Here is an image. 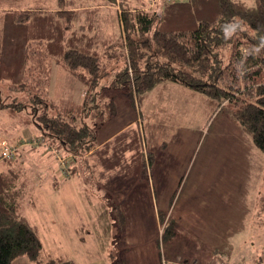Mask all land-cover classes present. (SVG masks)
<instances>
[{"label": "trees", "instance_id": "obj_1", "mask_svg": "<svg viewBox=\"0 0 264 264\" xmlns=\"http://www.w3.org/2000/svg\"><path fill=\"white\" fill-rule=\"evenodd\" d=\"M99 1L96 7L78 8L76 0H57L47 7L0 11V112L20 117L14 125L33 127L48 147L70 157L72 167L90 155L119 190L134 185L129 199L135 196V204L112 207L113 221L108 225L119 230L120 242L136 221L137 203L152 198L146 186L152 171H162L144 147L139 123L98 145L101 123L118 112L109 90L116 88L121 98L129 95L126 101L135 107L163 80L191 86L217 106L230 103L243 131L264 153V50L248 54L264 38V0ZM237 20L242 30L225 39L222 26ZM241 47L248 50L245 59ZM117 48L122 53L113 54ZM120 54L126 58L124 68L108 85L106 74ZM54 59L64 66L69 84L82 83L81 102L71 95L57 102L50 95ZM245 62L253 63L249 71L243 70ZM128 151H133L130 158ZM28 184L22 180L20 165L7 161L0 171V264H12L23 256L40 258L43 243L38 228L23 210ZM257 212V217L264 215V195ZM171 226L170 219L163 240L169 234L177 237ZM256 264H264V255Z\"/></svg>", "mask_w": 264, "mask_h": 264}, {"label": "rangeland", "instance_id": "obj_2", "mask_svg": "<svg viewBox=\"0 0 264 264\" xmlns=\"http://www.w3.org/2000/svg\"><path fill=\"white\" fill-rule=\"evenodd\" d=\"M152 1L158 2L150 0L151 4ZM56 2L0 0V11L31 5L47 7ZM99 3V0H76L75 5L78 8L96 7ZM108 10L115 13L112 7ZM104 21L109 24L108 18ZM119 52L122 53L117 48L112 53L118 55ZM247 53L246 47H241L244 59ZM125 60L120 54L117 64L108 69L106 84L115 83ZM252 64L245 62L243 70L249 71ZM49 90L57 102L70 95L76 102L82 100V83L69 84L64 66L55 59L52 60ZM109 91L118 103V112L101 123L98 142L125 125L139 123L144 133V147L153 153V164L159 165L162 171H152L146 184L153 199L151 204L141 200L139 206H135V219L140 217L138 214L142 217L134 227L142 224L140 230L149 239L133 251L136 253L133 264H163L165 260L170 263L175 258L187 260L189 264H256L260 255H264V215L257 217L259 199L264 195V153L256 147L251 135L243 131L232 105L217 106L193 87L171 80L158 82L135 107L126 101L130 99L129 95L121 98L116 88ZM20 119L0 112V140L5 139L18 147L19 156L15 155L10 161L20 165L22 180L29 183L30 193L23 210L40 231L43 248L37 261L23 256L12 264H61L65 260L75 264L72 260L81 261L84 250L73 231L70 237L54 239L57 244L49 237L48 229L63 223V209L55 210L53 206L60 196L53 195V186L64 185L61 193L80 201L93 193L121 200L129 197L134 185L119 190L120 186L111 183L109 174L103 172V165L90 155L73 167L69 160L64 172L60 158L66 157V153L48 144L49 148L43 136L30 139L33 127L28 126L29 130H26L22 123L21 133L27 137L23 134L16 141L9 138L7 132L11 125ZM33 143L37 146H32ZM95 150L97 147L93 148ZM127 153L130 158L133 151ZM78 184L83 185L82 189L77 188ZM132 197L130 199H134ZM85 209L87 213L96 211L95 207ZM69 210L68 218L74 220L70 222L73 228L81 224L78 202L75 201V206H70ZM154 215H160V219L164 217L159 227L155 225ZM260 218L263 224L259 222ZM170 219L171 229L177 231V237L171 238L169 234L170 238L163 240L162 233ZM104 226L107 227V222ZM99 238H104V234L101 233ZM63 241H69V246L61 245ZM121 249L125 252L124 247ZM133 252L127 254V259Z\"/></svg>", "mask_w": 264, "mask_h": 264}, {"label": "crops", "instance_id": "obj_3", "mask_svg": "<svg viewBox=\"0 0 264 264\" xmlns=\"http://www.w3.org/2000/svg\"><path fill=\"white\" fill-rule=\"evenodd\" d=\"M157 85V84H156ZM155 85V86H156ZM154 86V87H155ZM161 87V84H160ZM131 125H125L117 132L113 133L109 137L105 138L101 142H98V134H97V142L98 145H102L112 139L115 135L119 134L121 131L126 129ZM100 129V128H99ZM27 130V129H26ZM22 126H17L12 124L10 127L9 133L7 132V135L10 139L16 141L18 137L22 136L24 133H21ZM99 131V130H98ZM32 134L30 139H37L40 137V134L35 130L32 129ZM25 137H27L24 134ZM32 146H37L34 143L31 144ZM1 159V158H0ZM7 164V161H1L0 160V171L4 170L6 167L4 166ZM64 186V185H63ZM63 186L60 187V184L57 186H53V195H60L59 199H55L53 206L55 210L63 209L61 210V215L63 216V223L57 228L51 227L48 229L49 231V237L52 239V243L54 242V239H61L63 237H70L71 230L73 233L79 238L78 244H80V248L84 250V256L81 261L72 260L75 264H133L134 263V257L136 255L135 250L138 249L140 246H144L146 241H148L149 237H146L143 231L140 230V225H137V227H134L136 223H138V220H141V215L138 214L140 219L138 218L135 223L132 225L133 228H131L128 232H126L125 235V241L122 240V237L120 239V242L117 241L116 236L119 235V230H117L116 227H109V223L113 221L112 219V206L114 204H121L122 202H131L135 204V199H129V197H125L121 200L117 197H103L102 195L98 193H93L91 197L85 196L83 199L75 200L70 199L66 197L65 194L61 193L63 190ZM83 185L78 184L77 188L82 189ZM124 188L130 189L128 186H124ZM75 201L78 202L80 215L78 216V221L81 222V224L75 225L73 228L71 227L70 222L74 221L73 219H69L68 216L70 214L69 207L75 206ZM143 200L144 203L151 204V199ZM110 202V203H109ZM142 202V201H141ZM109 203V204H108ZM139 204V203H138ZM85 206V207H84ZM82 207L84 209H82ZM87 207H95L96 211L92 213H87L86 209ZM98 207H101L99 209ZM69 211V213H68ZM152 217V216H151ZM155 219V225L159 227L160 221L159 217L157 215H154ZM104 222H107V227L104 226ZM108 228V229H106ZM39 231V230H38ZM40 232V231H39ZM101 233L104 234V238H99ZM55 240L54 243L57 241ZM81 242V243H80ZM57 244V243H56ZM76 244V243H75ZM74 244V245H75ZM61 245L69 246V241L62 242ZM124 245V246H123ZM124 247L125 252L122 251V247ZM129 252H133V256L130 259H127V254ZM119 255V256H118ZM139 255L142 256L143 253L139 252ZM127 259V261H126ZM71 261V260H70ZM171 262H177V263H183L187 264L189 261L185 260L184 262L180 258H175ZM189 264V263H188Z\"/></svg>", "mask_w": 264, "mask_h": 264}, {"label": "clouds", "instance_id": "obj_4", "mask_svg": "<svg viewBox=\"0 0 264 264\" xmlns=\"http://www.w3.org/2000/svg\"><path fill=\"white\" fill-rule=\"evenodd\" d=\"M250 7H254V5H250ZM238 30H242V24L238 20L222 26V31L224 33L225 39L232 38L238 32ZM262 50H264V38H261L259 44L254 46L248 54L256 55L259 54Z\"/></svg>", "mask_w": 264, "mask_h": 264}, {"label": "built area", "instance_id": "obj_5", "mask_svg": "<svg viewBox=\"0 0 264 264\" xmlns=\"http://www.w3.org/2000/svg\"><path fill=\"white\" fill-rule=\"evenodd\" d=\"M18 147L13 146L10 144L7 140L2 139L0 140V158L3 160H10L12 159L16 153H17ZM62 170L65 172V169H67V166L69 165V159L60 158Z\"/></svg>", "mask_w": 264, "mask_h": 264}]
</instances>
